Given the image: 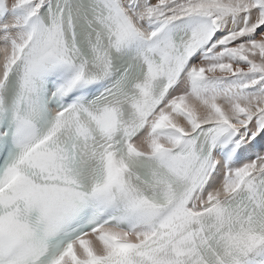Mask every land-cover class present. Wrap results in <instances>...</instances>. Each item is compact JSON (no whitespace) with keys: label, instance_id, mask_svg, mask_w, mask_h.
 <instances>
[{"label":"snow or ice","instance_id":"6c2138e0","mask_svg":"<svg viewBox=\"0 0 264 264\" xmlns=\"http://www.w3.org/2000/svg\"><path fill=\"white\" fill-rule=\"evenodd\" d=\"M0 264H264V0H0Z\"/></svg>","mask_w":264,"mask_h":264}]
</instances>
